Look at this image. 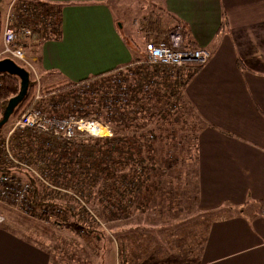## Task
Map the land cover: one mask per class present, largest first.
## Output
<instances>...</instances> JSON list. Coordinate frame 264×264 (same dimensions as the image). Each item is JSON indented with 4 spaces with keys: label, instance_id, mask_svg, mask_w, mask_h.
Listing matches in <instances>:
<instances>
[{
    "label": "trees",
    "instance_id": "1",
    "mask_svg": "<svg viewBox=\"0 0 264 264\" xmlns=\"http://www.w3.org/2000/svg\"><path fill=\"white\" fill-rule=\"evenodd\" d=\"M61 9V5L43 0L18 2L11 26L30 30L31 36L21 42L28 53L37 55L43 42L60 37ZM2 22L0 13V37ZM174 30L168 28L167 32ZM176 31L184 41L183 28ZM181 47L197 49L190 41ZM133 61L143 62L127 74L130 81L126 76L112 84L109 74L102 76L128 68ZM133 61L106 73L42 91L41 98L33 104L42 110L45 104L49 115L74 114L108 122L112 126L111 136L63 141L47 134L30 136L26 132L13 143L14 153L27 162L32 159L34 165L33 170L24 174L31 187L27 202L41 212L39 218L46 221L50 230L57 224L61 229L60 235H51L53 243L47 244L55 264H91L94 257L98 264H105L111 249L103 245L106 240L115 243L118 264H181V258L173 255L165 260L161 258L165 245L173 240L166 236L163 241L155 223L146 215L157 199L156 213L165 211L166 220L179 214L183 204L194 209L197 206L196 132L201 127L191 107L180 102L182 86L203 64L185 63L172 69L152 64L143 55ZM184 68H187L186 76ZM49 74L56 73L45 75ZM106 81L108 84L104 85ZM19 83L16 76L0 74V119L8 100L18 93ZM36 89L29 74L27 93L9 119L30 107ZM0 172L11 173L9 166L1 161V150ZM137 215L144 216L148 223L134 221L132 216ZM197 219L208 227V214L188 217L192 223ZM103 221L106 225H102ZM156 222L162 224L158 219ZM99 226L102 228L98 230ZM177 226L179 222L168 225L169 229ZM148 235L154 247L161 251L154 254L145 251L140 255L142 238L146 236L149 240ZM201 237L200 247L206 235Z\"/></svg>",
    "mask_w": 264,
    "mask_h": 264
},
{
    "label": "crops",
    "instance_id": "2",
    "mask_svg": "<svg viewBox=\"0 0 264 264\" xmlns=\"http://www.w3.org/2000/svg\"><path fill=\"white\" fill-rule=\"evenodd\" d=\"M43 1L62 6L60 37L38 47L36 70L57 74L42 78L43 91L44 78L67 83L129 64L147 42L168 43V28L208 51L180 102L203 126L196 212L210 219L197 264H264V0ZM9 226H0V264H55L41 234ZM116 258L113 246L105 264Z\"/></svg>",
    "mask_w": 264,
    "mask_h": 264
},
{
    "label": "built area",
    "instance_id": "3",
    "mask_svg": "<svg viewBox=\"0 0 264 264\" xmlns=\"http://www.w3.org/2000/svg\"><path fill=\"white\" fill-rule=\"evenodd\" d=\"M8 17L2 31V47L0 50V59L8 57L21 61L22 65L31 66L27 61L24 48L21 42L31 36L30 30L24 27H13ZM182 38L175 31L169 35L168 43L152 44L146 43L144 50L147 59L152 63L171 67L172 69L182 67L185 63L203 64L209 57L207 50L202 48L188 49L181 47ZM34 71V70H32ZM174 71V70H172ZM37 86L31 105L18 117L15 118L11 128L2 135V158L5 162L22 165L15 157L13 151V143L16 138L24 133L30 136L39 134H47L59 140L69 141L77 138H104L111 136L110 129L103 125L95 117L83 118L76 117L74 114H68L64 117L49 115L41 109L34 107L33 104L41 98ZM31 187L27 183H23L22 179L12 174L0 172V202L3 200H11L16 202L17 206L23 205L29 213L31 209L30 203L27 202L28 193ZM260 214L264 216V203L260 206ZM5 221V216L0 212V225Z\"/></svg>",
    "mask_w": 264,
    "mask_h": 264
},
{
    "label": "rangeland",
    "instance_id": "4",
    "mask_svg": "<svg viewBox=\"0 0 264 264\" xmlns=\"http://www.w3.org/2000/svg\"><path fill=\"white\" fill-rule=\"evenodd\" d=\"M19 1H21V0H0V13H1L2 19H3L2 31H3V27H4L5 20L7 17L9 19L10 23L14 22V20L16 19V14H15L14 10H15V7ZM155 12H156V10H155ZM11 19H12V21H11ZM175 31H176V29L173 32H175ZM169 35L170 34L167 35V40H169ZM183 43H184V41H182L181 44H183ZM1 47H2V37H0V50H1ZM24 52H25L26 59L30 63L31 66H27V67L22 66V67L29 72L30 80L34 81L37 86L41 87V80L45 75L41 76L40 73L36 70L37 68H36L35 64H37V55H35V53H32V52L28 53L25 49H24ZM143 56L147 59V54L145 51L143 53ZM32 58H35V59L33 60ZM207 60L203 64H205L207 62ZM14 61H16L20 65L22 64L21 61L15 59V58H14ZM147 61L152 63L148 59H147ZM142 62L141 61H133L131 63V66L128 68L124 67L122 69H117V70H114L115 73H107V74L102 75V76H106L109 74L111 76V80H112L111 82L113 84V83L117 82L119 79L123 80L124 79L123 77H126L132 68H134V67L138 68L139 64L141 65ZM32 70H34V71H32ZM55 75H57V74H55ZM126 79L128 80V76L126 77ZM44 80H45L44 84H45V86H47V90H54L56 88H59V87L66 85L68 83V82L64 83V81H62V78H60L59 76L54 77V78H44L43 81ZM48 81H52V82L50 84H48ZM128 81H130V80H128ZM106 83L108 84V82L106 81L104 83V85H106ZM42 91L43 90L40 89V94ZM44 93H43V95H44ZM44 101H47V99H44ZM43 109L46 112H48L47 110H49V108H45V106ZM15 118L16 117L10 118L4 124V126L1 129V132H0V150H2V139H3L2 135L4 133H6L9 128H11ZM84 118H87V117H84ZM197 120L199 121V119H197ZM99 121L101 122V120H99ZM101 123L110 129L111 135H112L111 124H109L108 122H106V123L101 122ZM201 125H202V123L200 122V127H201ZM199 132H196L197 140H198ZM22 155H23V153H22ZM2 157L3 156L1 153V161L4 162L5 165H8L9 168L11 169V173L8 172L7 174H12L15 177H19L20 179H22L23 183H27L26 177L24 176V174H25V172L34 169V167H33L34 165L31 161L32 159H30L27 162L26 159L24 160L21 156L17 155L15 157L22 164V165H17V164L5 162ZM30 193L31 192H29L28 195ZM68 195H70V194H68ZM15 203L16 202H13L11 200H3L0 202V212L3 213V215L5 216V221L3 224L7 225V226L11 225V229H13L17 233L29 231L32 239H37L36 237H33L32 234H35V233L41 234V237L46 241L47 244H50V243L52 244L53 240H51L52 239L51 235L52 234H54L53 236H55V234L58 235L59 231L61 230L59 228L58 224L55 226V228L53 227V229L50 230V227L48 226L46 221L41 220L39 218V216H41V212L34 210L33 207L31 206V204H30V207H31L30 210L31 211L28 213L26 211V209L29 206H26V208H25L23 205L17 206V204H15ZM158 203H159L158 199L156 201L152 202V206L148 207L149 211H148L146 217L150 216L149 219H151L152 223H155V226H156L155 229L157 230L158 234L161 235V237H163V241H166V238H165L166 236H167L169 241L173 240L172 244L165 245V247H164L165 250L162 251L163 257L161 256V258L165 260L169 257V255H171V256L173 255V256H175V258L179 257V258H181V260H184V261L180 260L181 264H197L198 258H199V257H197V253H199V249H200V247H199L200 245L198 244V242L200 241V243H201V239H202L201 236H203L204 234L206 235L207 231H208V228L206 229L205 224L200 222L199 219H197L196 222H193V223L191 221H188V217H191V216L196 215V214L198 215V213H197L198 209L197 208L194 209L191 206H186L183 204L181 206L182 211L179 214H177L176 216L175 215L168 216V218L166 220L165 211H162V213L160 212L159 214L156 213V211L158 210ZM200 212H202V211H199V213ZM203 212L205 214L209 213L208 211H203ZM31 213L36 214V216H32ZM132 217H134V221H136V222H139V223L142 222L143 224L148 223V221L144 218V216L141 217V215H137L136 217L135 216H132ZM157 219L160 220L162 222V224H158V222H156ZM166 221H167V224L166 225L163 224ZM178 222H179V226L171 227L169 229L168 225L170 223L171 224H174V223L178 224ZM3 224H1V225H3ZM102 225H106V223L103 221ZM103 227H106V226H103ZM160 227L163 230L159 229ZM101 228L102 227L99 226L98 230ZM110 228H112V226ZM154 237H153V239L156 240L157 237L156 236H154ZM142 239L143 240L141 241V248L138 251L140 255H141V252L146 253L145 251H147V253L149 252V254H154L155 251L156 252L161 251V249H159V247L155 248L154 247L155 244L151 243V236H149V240H146V236H143ZM102 243H103V245H107V247L109 249L110 248L112 249V247L114 246L115 251H116L115 243H113L112 241L106 240ZM137 244H139V241H137ZM116 255H117V251H116ZM91 264H98V260L96 259V257H94V260L91 261ZM117 264H118V261H117ZM167 264H170V263L167 262Z\"/></svg>",
    "mask_w": 264,
    "mask_h": 264
},
{
    "label": "water",
    "instance_id": "5",
    "mask_svg": "<svg viewBox=\"0 0 264 264\" xmlns=\"http://www.w3.org/2000/svg\"><path fill=\"white\" fill-rule=\"evenodd\" d=\"M9 74L18 77L19 83V91L16 95L12 96L3 112L2 117L0 119V130L1 127L8 121L9 117L13 113L15 107L22 101L25 97L29 84V72L24 69L22 66L18 65L13 59L5 57L0 59V74Z\"/></svg>",
    "mask_w": 264,
    "mask_h": 264
}]
</instances>
